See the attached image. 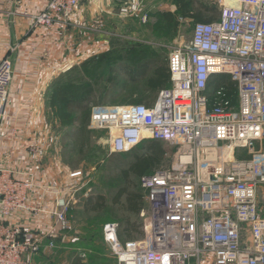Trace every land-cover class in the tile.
<instances>
[{"label": "built area", "instance_id": "1", "mask_svg": "<svg viewBox=\"0 0 264 264\" xmlns=\"http://www.w3.org/2000/svg\"><path fill=\"white\" fill-rule=\"evenodd\" d=\"M30 1L41 8L28 15L33 32L57 24L69 28L82 0ZM218 3L217 21L196 24L190 42L171 48V83L153 106H92L89 128L110 131L114 154L145 141L177 148L169 169L139 178L148 211L142 213L144 237L122 243L118 224L105 225L117 264H204L210 258L215 264H264V147H257L264 139V0ZM142 7L128 0L120 15L137 17ZM14 72L6 55L0 61V121ZM218 75L237 83L235 100L225 98L224 88L211 94ZM11 133L17 135L16 129ZM54 142L50 135L24 149L29 163L39 164ZM236 150L247 155L235 158ZM15 152L0 149V264H31L44 245L55 247L56 232L68 240L72 211L89 192L82 183L88 176L74 171L70 186L51 185L55 203L47 211L32 202L40 185L36 176L5 165ZM19 212L48 213L54 229L28 233L11 220Z\"/></svg>", "mask_w": 264, "mask_h": 264}, {"label": "rangeland", "instance_id": "2", "mask_svg": "<svg viewBox=\"0 0 264 264\" xmlns=\"http://www.w3.org/2000/svg\"><path fill=\"white\" fill-rule=\"evenodd\" d=\"M139 1L143 4V7L137 17H121V8L128 2V0H112L111 10L109 13L103 12L104 16L99 19V22H92L90 19L94 12L93 9H98V6L93 3V0H82L78 9L84 6L87 15L89 13V22H86L87 27L92 30H94V27H98V32L96 33L98 36L95 38L102 44V49L104 45L103 43H106L105 46L108 45L110 51L114 53H117V51L128 52L143 45L149 47L151 51L156 52L163 58H168L171 48L191 41L196 23L192 19H183L179 16L177 7L175 6V0ZM197 1L208 7L216 5L220 10L218 3L219 0ZM100 13L99 10L96 11V14ZM164 14L175 15L176 20H165L163 17ZM208 16H210V14ZM176 21L178 23L177 25H175ZM73 27H75V25L72 22L69 28ZM88 34L93 33L88 31ZM93 39L90 37V41ZM118 40L122 43L118 42ZM103 70L107 72L105 68L99 69L97 72L102 73ZM100 73L91 72V74L89 73L90 75L87 76V79L92 81ZM118 80L121 83L126 81L129 82L128 77L125 74L118 75ZM130 84L131 88L128 92L124 90H119L118 92L111 90L109 93H106L105 100L110 101L111 99H117L116 104L110 102L99 105L92 104L90 106L91 113L92 106L130 104L129 102L132 97L131 94H134L132 99H137L139 93L142 92L143 83L137 85ZM97 100H99V98ZM43 102L45 107L44 113L41 114L39 118L42 120L44 119V127H50L53 133L50 135L55 140L51 146L52 148L50 147L51 149H49L48 153L45 155L47 158L46 163L49 165L50 163L48 162H51L56 173H59L61 168H68L63 169L67 171L69 170L70 172L68 174L66 187L72 184L69 177L72 172L82 171L84 175L88 176L86 179L82 180V183L86 185L84 191L87 190L86 193L89 192L87 196L85 193H82L81 202L87 197L98 195L99 193L104 194L107 197L111 196V194L119 187L121 180H119L117 168L119 166H114V159L111 160L113 157L112 155L115 154L111 152L110 131L106 129L92 130L88 125V129L92 131L91 140L89 146H84V151H81L80 141L74 144L73 141L69 139L67 140L66 138L74 128H66L65 126L63 128L57 119H53L52 114L54 111L50 108L49 92H47ZM75 115L80 117L78 112ZM71 127L78 126L73 125ZM261 146L264 147V139L257 145V147ZM165 148L167 156L165 157L163 165L169 166V164H171L172 166L174 157L177 154V148L167 144H165ZM245 155H247V152L244 150H238L235 153V158L244 157ZM128 160L130 161L131 158ZM139 178L140 177H133L132 182L134 187L143 194V191L139 187ZM81 202L78 205H80ZM143 211L147 214V207ZM145 220L146 218H143L141 214L139 221L142 223L143 228ZM72 222L73 231L67 236L68 240L63 241L60 239L61 236L59 234L54 235L51 239L55 241V247L49 249L44 245L39 254L32 257L31 264H73L78 258L82 259L84 264H117V259L113 254L112 247L106 242L104 237L105 225L109 223H117L110 214L105 212L102 215L88 216L80 209L74 215ZM46 249L47 251L44 252ZM204 264H215V262L210 258L206 260V263Z\"/></svg>", "mask_w": 264, "mask_h": 264}, {"label": "trees", "instance_id": "3", "mask_svg": "<svg viewBox=\"0 0 264 264\" xmlns=\"http://www.w3.org/2000/svg\"><path fill=\"white\" fill-rule=\"evenodd\" d=\"M175 6L181 18L192 19L196 24H211L220 16V10L216 5L208 7L197 0H175ZM163 17L168 21L176 20V16L172 14H164ZM177 24L176 21L175 25ZM102 68L107 72L104 70L102 73L97 72ZM91 72L100 74L89 81L87 76ZM120 74H125L129 82L121 83L118 80ZM130 83L136 85L143 83V89L137 99H132L134 94H131L129 103L153 106L159 92L168 88L171 83L168 58H163L149 47L140 45L128 52L109 51L92 57L81 66L73 67L60 74L49 90V104L54 111L53 119H57L63 128L64 126L74 128L66 138L74 144L80 141L81 151H84V146H89L92 135V131L88 129L90 106L107 102L116 104L117 99L105 100L106 93L111 90L128 92L131 88ZM220 88L225 89V98L232 100L237 98V83L229 76L214 77L210 84L211 94ZM77 112L80 117L75 115ZM73 125L78 127H71ZM166 154L165 143L145 141L127 153L112 155L111 160L114 159L113 162L116 164L114 166H119L117 167L121 180L119 187L109 197L101 193L87 197L73 209L72 218L74 219V215L80 209L88 216L102 215L106 212L117 222L118 237L122 243L143 238V225L139 218L147 205L144 195L134 187L132 178L169 169L171 164L163 165ZM73 264L84 263L78 258Z\"/></svg>", "mask_w": 264, "mask_h": 264}, {"label": "crops", "instance_id": "4", "mask_svg": "<svg viewBox=\"0 0 264 264\" xmlns=\"http://www.w3.org/2000/svg\"><path fill=\"white\" fill-rule=\"evenodd\" d=\"M111 2L93 0L98 9H93L92 22H99L103 12L109 13ZM95 10L101 13L96 14ZM40 11L41 8L30 0H0V61L8 55L15 66L6 115L0 121V149L16 150L5 165L22 174L33 173L40 183L34 191L33 204L53 211L55 196L48 194V188L56 185L64 189L70 172L63 170L68 168H61L56 173L52 163H46V157L32 165L24 149L53 134L50 127H44V119L39 116L44 113L43 99L54 80L92 57L109 52L110 47L103 43L102 49V44L96 40L98 27L92 30L86 26L89 13L87 15L84 6L72 18L75 27L63 28L57 24L51 30L40 28L32 32L28 15ZM90 37L94 39L90 41ZM14 47L18 50L11 53ZM12 129H16L17 135H11ZM11 220L32 234L46 235L54 229V219L48 213L19 212Z\"/></svg>", "mask_w": 264, "mask_h": 264}]
</instances>
